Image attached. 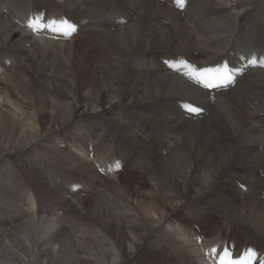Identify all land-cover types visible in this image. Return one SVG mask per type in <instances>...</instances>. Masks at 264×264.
Masks as SVG:
<instances>
[{
  "label": "bare ground",
  "instance_id": "1",
  "mask_svg": "<svg viewBox=\"0 0 264 264\" xmlns=\"http://www.w3.org/2000/svg\"><path fill=\"white\" fill-rule=\"evenodd\" d=\"M60 19L76 33L28 27ZM225 60L233 84L195 81ZM226 243L264 264V0H0V264Z\"/></svg>",
  "mask_w": 264,
  "mask_h": 264
},
{
  "label": "snow or ice",
  "instance_id": "2",
  "mask_svg": "<svg viewBox=\"0 0 264 264\" xmlns=\"http://www.w3.org/2000/svg\"><path fill=\"white\" fill-rule=\"evenodd\" d=\"M177 7L183 8L185 4V0H176ZM28 27L33 31L37 30V25L33 23H29ZM40 28H47L50 31H54L57 33H62L65 36L70 35L75 31L73 25L67 23L66 21H56L52 20L47 24L39 25ZM198 82L202 83L205 87L211 88L217 86V81H229L231 78L227 75L226 72L221 73L220 70H208L206 72L199 73L198 76L195 77ZM215 252V250H213ZM218 264H235V262L231 259L230 254L227 252L224 253V257L218 261Z\"/></svg>",
  "mask_w": 264,
  "mask_h": 264
},
{
  "label": "rangeland",
  "instance_id": "3",
  "mask_svg": "<svg viewBox=\"0 0 264 264\" xmlns=\"http://www.w3.org/2000/svg\"><path fill=\"white\" fill-rule=\"evenodd\" d=\"M217 104V102H214V105H216ZM214 105H213V107H214ZM183 111H180L179 113L182 115V116H184V113H182ZM64 131V130H63ZM58 147H61V149H63L64 148V145L63 144H61L60 142L58 143ZM70 149V148H69ZM68 149V150H69ZM40 150V151H39ZM70 152H71V150H69ZM38 154H40V155H42V156H44V157H46V158H49V154H48V152H45V151H43L42 149H38L37 151H36ZM43 153V154H42ZM72 153V152H71ZM122 176H124V175H122ZM93 192V191H92ZM198 213V212H197ZM197 213H193V214H197ZM51 220L52 221H54V222H56L57 220H58V217L57 216H53V217H51ZM197 226H198V228H197V231L199 232V233H203L204 232V230H206V229H208V223L207 224H205V223H200V222H198L197 224H196ZM199 233H197L196 235H195V237H194V241L197 239V237L200 235Z\"/></svg>",
  "mask_w": 264,
  "mask_h": 264
}]
</instances>
